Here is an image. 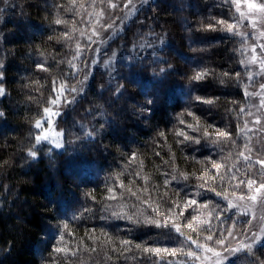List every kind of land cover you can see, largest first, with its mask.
<instances>
[{
  "label": "trees",
  "instance_id": "obj_1",
  "mask_svg": "<svg viewBox=\"0 0 264 264\" xmlns=\"http://www.w3.org/2000/svg\"><path fill=\"white\" fill-rule=\"evenodd\" d=\"M108 4L0 0V264H51L52 259L56 264H197V258L182 254L201 250L187 236L205 246L247 223L224 199L244 187L249 170L256 167L240 156L250 145L244 131L250 107L248 69L241 63L244 42L223 26L203 30L216 20L236 21L235 7L229 0H150L92 50L96 14ZM56 19L67 23L58 25ZM65 32L68 38H63ZM78 45L79 56L73 60ZM204 69L209 71L205 80L198 85L190 80ZM85 75L82 94L65 93L71 103H47L56 95L53 88L78 86ZM196 96L219 99L209 105ZM148 99L154 102L145 110ZM46 106L61 115L51 118V128L44 126L50 140L37 144L34 122ZM187 111L205 127L228 131L230 138L204 140L203 129L193 133L186 127L196 123ZM93 127L96 131L87 135ZM178 129L200 135L201 144L180 143ZM30 149L36 157L28 155ZM213 164L222 167L217 171ZM180 173H188L189 179ZM209 176L215 179L205 184ZM129 187L140 200L128 193ZM109 188L117 199H108ZM187 198L207 205L199 218L208 224L194 225L195 231L183 227L180 234L142 222L144 216H163L141 200L159 205L164 213L171 201L179 199L182 206ZM185 216L178 223L186 225L198 215L186 210ZM209 235L212 240L206 239ZM122 240L131 242L127 251ZM54 246L70 251L50 257ZM144 247L177 254L145 253ZM253 252L264 259V246L257 244ZM253 259L243 251L224 264H252Z\"/></svg>",
  "mask_w": 264,
  "mask_h": 264
},
{
  "label": "snow or ice",
  "instance_id": "obj_2",
  "mask_svg": "<svg viewBox=\"0 0 264 264\" xmlns=\"http://www.w3.org/2000/svg\"><path fill=\"white\" fill-rule=\"evenodd\" d=\"M71 2L73 3V5H75L76 0H71ZM5 3H7V0H5ZM120 3L123 4V8L129 10L130 12H134V11H139V9L137 8L136 4L133 3V0H120ZM140 3L142 5H147L149 4V0H140ZM229 3H231L234 7L237 13H239V21L232 23V22H228L227 20H216L214 23L213 22H209L207 25H205L204 27V31H216L217 28L222 27V30L227 31V32H231L234 35H240V36H245L248 35L247 33L238 31L239 27H240V23L243 22L244 20L248 21V25L252 28V29H256L257 28V21L259 20L261 23H264V2H257V0H229ZM109 7L112 9H116L118 7H120V4L117 3H112V0H109ZM98 16H103L104 13L100 12L97 14ZM56 24H62V23H67L66 21H63L61 19H56L55 20ZM106 28L111 29L112 25L108 24L105 25ZM81 35H84L83 32H81ZM98 35V33L96 32L95 29H93L92 31V36H96ZM92 36H89L88 39L91 40ZM259 37L260 38H264V31H260L259 33ZM63 38H68V33L65 32L63 34ZM51 39V37H50ZM162 42V41H161ZM257 47H259L260 49V53L261 55L258 57L255 53H256V49ZM77 56L73 57V60H75L78 56H79V45L77 46ZM251 51L253 53V55H251L250 59L247 60H243L241 61V63H248V64H254V63H259L260 64V68L262 71H264V43L261 44H253L251 46ZM113 56H115V53H113ZM69 63H72L71 61ZM91 63H96L95 60L91 61ZM106 64L108 63L107 61L105 62ZM2 64H0V68H2ZM37 67L40 68L41 70H47L44 65L42 64H37ZM72 67L75 69L76 65L72 64ZM163 71V69L161 70ZM209 75V71L207 69L201 70V71H196L195 74L190 77V80L195 82L197 85L199 84V82L203 81L206 79V77ZM225 76H228L229 73H224ZM241 74L239 72L236 73V76L239 77ZM3 78V73L0 72V80H2ZM251 79V77H249ZM88 80V75L84 76V79L81 81L77 82L78 86H72L69 87L67 84H61L59 86V88H53V92L56 93V95L54 97H51L48 100V104L51 106H58V103H64V104H68L71 103V101L68 99V97L65 95V93H76V94H82L84 92V85L85 82ZM55 83V82H54ZM124 88V85H121L119 88H117V92H121V90ZM261 89H264V84L260 85ZM4 94V89L2 87H0V95ZM247 95H255V93H246ZM75 97H73L74 99ZM219 98H204L201 96H196L195 100L199 103L202 104H214L216 103V101ZM153 100L152 99H148L146 101V105H145V110H150V106L153 104ZM262 106H264V100H262L261 102ZM188 116H192L193 119L196 121L195 124H187L186 127L188 129H190L193 133H200L201 129H203L202 132V138L204 140H211L213 143H216L218 140L221 139H229L230 138V133L226 130H220L218 128H215L214 125L209 124L207 127L203 126L199 119L197 117H195L194 113L192 111H187L186 113ZM4 115L3 112H0V117H2ZM61 113L59 111L54 110L53 107H44L43 108V115L41 116L40 119H37L34 122V128L38 130L37 134L34 136V139L36 141L37 144H39L41 141H48L50 140V133L48 130L45 129V124H47L49 126V128H51L52 125V117L53 116H60ZM183 115V114H182ZM43 121V123H42ZM179 123L181 125L185 124V120L184 119H180ZM257 123H259V121H257ZM214 129V131H209V129ZM96 129L95 127H93L91 132H88L87 135H92L93 132H95ZM56 136L60 135V132L57 131L55 133ZM159 135L164 136V133H159ZM176 135L178 137H183L182 141H179L180 143H183L184 141H190L196 145L201 144V136L200 135H189L188 132H186L183 129H178L176 131ZM213 137H215V139H213ZM57 148H59L61 145L59 143H56L55 145ZM28 155L31 157H36L37 152L30 149L28 151ZM240 156L243 157L245 160H249L250 157L246 156L243 152L240 153ZM133 160H135V154H133L132 157ZM7 163V162H5ZM257 165H259V167L261 169H264V159H258L256 161ZM213 167H215L217 169V171L220 170V168L222 167V165L220 164H213ZM205 172H207V168L204 169ZM139 175V174H137ZM180 175L183 177V179L187 180L189 179V174L188 173H180ZM191 175H195V173L191 174ZM145 179L147 180L148 178L145 177ZM176 177H173V180H175ZM215 177L209 176L205 179V184L207 183L208 180H214ZM233 179H235V177H233ZM165 186H167L170 182L168 180H165ZM242 184L245 182H241ZM121 187H124L123 184L120 185ZM240 185L238 184L237 187H239ZM246 186L253 191V194L251 196H247V199H249L250 201L253 202H258L261 206H264V182H260L257 186V180L254 178H249L246 181ZM200 187H204V184L200 185ZM127 191L130 195L134 196L137 200H140V196L137 194L136 191H133L132 188H127ZM144 191L146 192L147 189H144ZM212 191H215V189H212ZM108 192L111 193V195H109L108 199H117V196L114 194V189L109 188ZM216 195H221V193L217 192L215 193ZM165 197L168 195L167 192H165ZM179 196V193L177 194ZM224 199H228L227 196H224ZM239 199H245L244 196L239 197ZM141 203H144L145 205H147L148 207H150L152 209V212L154 213H158L161 214L163 216L162 220H157V219H150L148 216H144L143 218V223L145 224H155L156 227L158 228H162V227H168L170 229H174L177 233L183 234L182 233V228L186 227L188 229H191L193 231L197 230L195 226H202L205 224H208L209 221L207 219H200L199 216H202L203 213L201 212L199 214V216H194L192 218V222H189L186 225H183L181 223H178V221L181 220V218H185V211L190 209V208H194L198 205V201L196 199L193 198H187L183 200L182 206H181V202L179 199L175 200V201H171L169 203L168 208L165 210L164 213H161V208L159 205H157L156 207H152V203L149 200H141ZM238 205L233 204L230 200L228 201V208H236ZM201 207H207V205H203ZM226 210V209H225ZM247 214V213H245ZM123 218V217H121ZM129 221H132L134 223H140L141 221L139 220H134L133 216H127L126 217ZM255 216H253V220H255ZM260 219L264 220V217H261ZM248 224L251 225L252 227H255L252 224V221H248ZM64 228L67 229L68 225L65 224ZM243 231L248 232L249 233V242L247 243H241L239 245V247H235V248H230L226 245L225 240L224 239H220L218 241H216V243L220 244L223 247V252L224 255H221L220 252H216L214 251L211 247L205 248V251L208 252H212L213 257H215V264H224V261L228 260L229 256H231L234 253L237 252H241L243 250H247V252L251 255L254 256V259L252 261V264H264V259L255 256V253L253 252L254 246H256L257 244H260L262 246H264V226L260 227L257 231H252L251 227L250 228H245L243 229ZM229 236L232 235V232L229 231ZM105 236H107V233H104ZM186 239H188L189 241H191L192 243H196L197 244V248H202L203 246L198 244L195 240H192L191 236H187ZM207 240H212L213 237L211 235H209L208 237H206ZM111 241V237H108V240L105 241L110 242ZM121 245L125 246V251L128 250L127 246L131 243L130 241L127 240H122L120 241ZM64 244V237L63 235L60 236V245ZM135 247L137 249L141 248V245L137 244L135 245ZM93 251H95V249H92ZM70 250L66 247V246H54L52 248V251L49 253L50 257H55V256H59L61 254H67ZM143 252L145 253H155L157 255H159L160 253H166L168 255L171 256H176L177 254V250H169L167 248L165 249H160V248H149V247H144L143 248ZM74 254V253H73ZM185 254L189 257L192 258H197L196 254L194 252H187V253H182ZM51 264H56L55 259L51 260Z\"/></svg>",
  "mask_w": 264,
  "mask_h": 264
},
{
  "label": "rangeland",
  "instance_id": "obj_3",
  "mask_svg": "<svg viewBox=\"0 0 264 264\" xmlns=\"http://www.w3.org/2000/svg\"><path fill=\"white\" fill-rule=\"evenodd\" d=\"M257 2H264V0H257ZM112 3L120 4V7L112 9L109 7V4L104 5L97 12V14L103 12L104 15L98 16L96 14V20L93 29L96 30L98 35L94 36L93 38V44L91 48L92 50H95L97 47H99L109 35L119 30L122 24L134 13L130 12L127 9H124L123 4L120 3V0H112ZM133 3L136 4L137 7L141 4L140 0H133ZM237 15V20L234 22L231 21L232 23L239 21V13H237ZM108 24L112 25L111 29L105 27V25ZM238 31L248 34L245 36H237L242 38L244 42V60L250 59L251 55H253L251 46L253 44L258 45L264 43V38L259 37L260 31H264V23H261L258 20L257 28L252 29L248 25V21L244 20L240 23ZM255 54L258 57L261 55L259 47H257ZM244 64L248 69L245 93H255V95L246 94L248 100L250 101V107L245 116L244 131L248 133L250 137V145L245 149L244 154L250 157V159L247 161L256 163L258 159H264V106H262L261 104L262 100H264V89L260 88V85L264 84V71L261 70L260 64L258 62L254 64ZM249 77H251V79ZM257 121H259V123H257ZM249 173L251 174V178L257 180V186L260 182H264V169H261L259 165L257 166V163L256 167L249 170ZM252 194L253 191L250 190L245 184L244 187L239 189L237 192H234L233 195H229L227 197L228 199L226 200V202L230 200L233 204L238 205L236 208L231 209L238 210L241 213L238 215V217H242L243 220H247L245 227H232L228 230L226 235L227 237L225 236L224 240L226 245L230 248L239 247L241 243L249 242V233L243 231V229L251 227L252 231H257L260 227L264 226V220L260 219L261 217H264V206H261L258 202H253L247 199V196H251ZM241 196H244L245 199H239V197ZM201 206L203 205L198 204L196 207L190 208L188 210H195L196 215L199 216L200 212L205 208ZM253 216H255V220H253ZM250 220L255 227H252L248 224V221ZM229 231L232 232L231 236H229L228 234ZM218 240L220 239L218 238L216 240H213L212 243L203 246L200 251L195 253L197 254V264H215V257H213L212 252L205 251V248L211 247L214 251L220 252L221 255H224L223 247L220 244L216 243V241ZM255 247L256 246H254V248ZM199 253L201 254L199 255ZM231 256H229V258Z\"/></svg>",
  "mask_w": 264,
  "mask_h": 264
}]
</instances>
